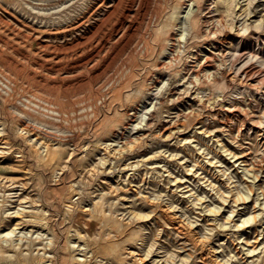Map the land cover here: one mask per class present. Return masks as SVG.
<instances>
[{
	"label": "rangeland",
	"instance_id": "1",
	"mask_svg": "<svg viewBox=\"0 0 264 264\" xmlns=\"http://www.w3.org/2000/svg\"><path fill=\"white\" fill-rule=\"evenodd\" d=\"M0 264H264V0H0Z\"/></svg>",
	"mask_w": 264,
	"mask_h": 264
},
{
	"label": "bare ground",
	"instance_id": "2",
	"mask_svg": "<svg viewBox=\"0 0 264 264\" xmlns=\"http://www.w3.org/2000/svg\"><path fill=\"white\" fill-rule=\"evenodd\" d=\"M113 13H114V11L112 10L111 12H110V15H109V17L107 18L108 20L110 19V18H112L113 16ZM104 20V19H103ZM119 20H121L122 22H123V19H122V14H121V18H119ZM121 21H119V25L118 26H116V28L117 29H119L120 28V24L122 23ZM101 23V22H100ZM115 24V23H114ZM114 24H113V26H114ZM99 28V27H98ZM259 214V213H258ZM18 215V217H19V219H23V221H24V218H22L23 216L22 215H20V214H17ZM22 216V217H21ZM258 216V215H257ZM21 217V218H20ZM256 217V216H255ZM251 218V217H250ZM254 218V217H253ZM18 219V218H17ZM26 220V219H25ZM245 221V220H244ZM18 224H22V221H19L18 220ZM17 225V224H16ZM254 250V249H253Z\"/></svg>",
	"mask_w": 264,
	"mask_h": 264
}]
</instances>
